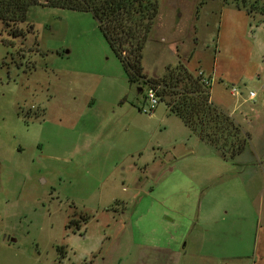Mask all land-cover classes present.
<instances>
[{"label":"rangeland","instance_id":"1","mask_svg":"<svg viewBox=\"0 0 264 264\" xmlns=\"http://www.w3.org/2000/svg\"><path fill=\"white\" fill-rule=\"evenodd\" d=\"M245 2L253 14L247 25L259 34L264 0ZM233 4L159 0L144 69L158 76L177 54L192 52L185 67L212 76L216 39ZM20 28L25 37L0 43V264H148L156 248L170 255V231L197 242V264L264 259V92L257 79L246 81L245 92L256 94L259 118L246 123L250 135L239 133L246 149L230 160L229 150L201 142L163 102L140 112L147 84L127 82L89 12L31 5ZM258 49L254 41V59ZM235 86L215 78L214 104L237 108ZM127 125L116 150L112 134ZM85 143L91 150L74 152ZM156 162L162 168L147 178L120 171ZM180 258L195 264L190 252Z\"/></svg>","mask_w":264,"mask_h":264},{"label":"trees","instance_id":"2","mask_svg":"<svg viewBox=\"0 0 264 264\" xmlns=\"http://www.w3.org/2000/svg\"><path fill=\"white\" fill-rule=\"evenodd\" d=\"M0 0V43L10 45L12 39L28 33L20 28L31 5H47L72 11L89 12L109 48L119 61L127 82L147 84L156 91L168 112L176 116L201 142L225 153L229 158L246 149V137L239 138V127L209 100L210 86L201 82L181 63L165 67L161 76H147L142 65L143 50L155 23L159 0ZM237 7L252 13L245 0H233ZM264 15V7L259 11ZM223 138V139H222ZM221 141V143H220ZM72 221L69 222L71 224ZM74 224V223H72Z\"/></svg>","mask_w":264,"mask_h":264},{"label":"crops","instance_id":"3","mask_svg":"<svg viewBox=\"0 0 264 264\" xmlns=\"http://www.w3.org/2000/svg\"><path fill=\"white\" fill-rule=\"evenodd\" d=\"M232 6H229V9L225 11L223 24L219 30L216 39L215 50H214L215 62L212 68V76L204 73V71H198V72H202L203 75L209 79L210 90H211V86L214 83L215 78L219 79V81L222 83H230L232 85H236L235 86L236 88H232L229 90L230 94L231 96H234L237 99L242 98V101L239 102V106L237 108H234L232 111L227 112L225 110L220 109L219 106L214 104L213 100L211 99V96H209V100L213 106H215L217 109H219L224 114H226L233 121V123L239 127L240 133L242 135H250V131L246 127V123H250L253 117L258 119L259 115L257 114L256 111L257 110L255 107L256 103L253 102L254 99L256 98V94L254 93L252 97H249V93H253V92H248V95H246L245 87H246V81L252 82L255 79H257L256 83L260 84V88L264 92V31H260L259 34H256L255 31H251L250 24L248 26L247 23H250L249 20L253 21V14L252 13L248 14L245 9L241 7H237L235 4H233ZM262 16L263 19H261V21L264 20V15ZM175 17L176 16H174L173 19ZM238 20H240L241 22L240 24L237 23ZM261 25L262 24L259 23L258 28H261ZM254 41H257L259 45V49L255 59L253 52ZM175 51L178 53V50ZM173 54L175 55V52H173ZM177 56L178 57L176 58V62L174 64H169V65L172 66L177 63H181L185 66V63L187 62L186 59L191 58L192 52L188 56L184 55L183 52H181V55L177 54ZM144 71L146 74L151 76L148 70L144 69ZM188 71L193 72L192 70H188ZM162 74L158 76H161ZM261 75L263 76V78H260ZM246 103H249L248 106L243 107L242 105ZM122 104L123 103L119 105ZM41 115L42 117L44 116L43 111H41ZM128 129L129 126L127 125L124 127L123 130H121V132L118 135L114 132L115 134L114 133L112 134L114 141L118 138L124 139L125 135H128L127 134L129 132ZM97 139L98 137H96V140ZM117 144L118 143L115 141L116 150H120ZM91 145L93 144L85 143L81 147V149L80 146L79 147L76 146L74 152L79 153V152L89 151L91 150L90 149ZM99 147L100 146L98 145V149ZM260 165H262V163H260ZM161 168H162L161 162H156L155 165L153 163L152 167L145 165L143 169H138L135 165L127 164V166L123 167L120 171L123 173L127 171H131L132 173L136 172V174L139 173L141 177L147 178L149 176L156 175V173ZM111 177L112 176H109V178ZM180 237L177 236L175 237L173 236V234H171V231L169 232L167 238L171 243V246L169 245L171 249L173 245L180 247L181 242H183V238ZM184 248L185 251L183 253ZM157 249L158 248H156L155 251L152 252L153 255L149 257L148 264H179L180 261L183 260V258L181 259L180 257L186 255L187 252H190L191 256L194 257L193 260L195 264H197L200 258V257H196L199 254V250H198L199 247L197 248V242L193 240L186 241V243L183 242L181 248L175 251L176 256H173V252H171V249H169L170 255L168 257L166 256L162 257L158 255ZM263 260L264 259H261V262L259 264H264Z\"/></svg>","mask_w":264,"mask_h":264},{"label":"built area","instance_id":"4","mask_svg":"<svg viewBox=\"0 0 264 264\" xmlns=\"http://www.w3.org/2000/svg\"><path fill=\"white\" fill-rule=\"evenodd\" d=\"M196 75L201 77L203 85L209 86V79L205 77L202 72H197ZM253 95L254 93H249V97H252ZM159 102L160 98L157 96L156 91L151 88H147L144 94V104L140 107V112L146 115L151 114L156 109Z\"/></svg>","mask_w":264,"mask_h":264},{"label":"water","instance_id":"5","mask_svg":"<svg viewBox=\"0 0 264 264\" xmlns=\"http://www.w3.org/2000/svg\"><path fill=\"white\" fill-rule=\"evenodd\" d=\"M137 91H138V92H140V91H141V89H140V88H137Z\"/></svg>","mask_w":264,"mask_h":264}]
</instances>
